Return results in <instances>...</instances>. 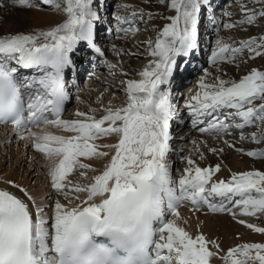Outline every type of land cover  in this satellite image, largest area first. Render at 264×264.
Listing matches in <instances>:
<instances>
[{"label": "snow or ice", "instance_id": "1", "mask_svg": "<svg viewBox=\"0 0 264 264\" xmlns=\"http://www.w3.org/2000/svg\"><path fill=\"white\" fill-rule=\"evenodd\" d=\"M41 2L54 10L63 5L66 19L47 30L0 35V126L10 125L17 142L40 154L43 162L38 164L45 169L52 193L42 198L49 204H38L37 197L21 184L0 181L7 185L0 188V264H211L213 257L223 264H264V243H242L224 251L216 240L203 232L193 236L177 222L181 219L178 209L184 204L194 211L206 207L228 213L233 219H258L264 215V170L213 179L220 164L201 167L188 155L181 156L186 167L177 179L169 158L179 154L171 146L170 130L178 116L172 85L176 74L184 71L178 59L187 60L198 51L202 16L217 32L208 57L217 74L212 76L205 68L197 78V91L185 103L191 126L216 136L230 135L235 129L242 140L264 142V69L251 68L238 80L220 74L221 64L234 63L245 50L249 59L264 56V35L233 43L219 35L221 27L231 29L264 19V0H249L259 4V10L236 0L243 16L238 21L218 19L212 0H158L175 14L161 16L169 23L155 41L146 42L152 59L138 73L140 78L121 82L126 85L127 102L102 106L99 117L95 109L77 110L74 119L62 118L75 85L73 57L88 61L105 56L96 42L97 22L108 23L101 16L104 2ZM9 4L39 8L36 0H9ZM155 15L159 14L133 8L127 16L113 13L112 19L117 33H128L139 30L137 22ZM232 15L227 10L221 13L222 17ZM112 50L116 55L123 51L115 45ZM104 63L110 73L116 68L106 59ZM23 70L31 74L22 75ZM68 73L73 74L71 80ZM246 128L256 131L245 136ZM108 137H115V142L96 143ZM236 150L264 159V148ZM93 159L107 163L97 169L84 162ZM73 175L88 182H74ZM238 223L264 234V226L245 219Z\"/></svg>", "mask_w": 264, "mask_h": 264}, {"label": "bare ground", "instance_id": "2", "mask_svg": "<svg viewBox=\"0 0 264 264\" xmlns=\"http://www.w3.org/2000/svg\"><path fill=\"white\" fill-rule=\"evenodd\" d=\"M217 2L218 0H212ZM42 5H44L41 0L38 1ZM104 2V10L106 9L107 3L109 2L108 0H103ZM215 2H212L214 4ZM48 6V5H46ZM6 7V8H5ZM51 7V6H50ZM63 8V7H62ZM213 5V10H215ZM25 10H28L25 11ZM175 13H173L174 15ZM102 17H107L108 19V25L105 23L97 22V27H96V39H102L99 41V46L103 47V51L105 53L104 57H98L95 60H88V61H83L77 57H73L76 63V68H77V74L78 76L84 75L86 78V74H88L89 70L91 71L93 69L98 70V69H105L109 70L107 65L104 63V60L106 59V53L110 49L112 45H115L117 49H120L118 41H113L111 38L115 35V29H111V32L108 31V29L111 27L109 26L112 22V19H109L106 13L101 14ZM111 18V15H110ZM64 19H66V15L64 14L63 10H59L56 12H45L44 10L40 9H19V8H12L10 7L9 1L6 0H0V35H3L5 33H15V32H30L32 30H47L50 27L55 26L57 23L62 22ZM207 24L208 22L205 21ZM208 25V24H207ZM207 25H205L204 29H206ZM209 26V25H208ZM203 29V30H204ZM209 27L205 30L206 32L209 31ZM101 34H103L101 36ZM207 36V34H206ZM199 43V49L198 51H194L187 60L185 58H180L178 59V63H181L182 68L184 71L178 72L176 74L175 80L173 82L172 87H175L179 85L181 88L182 86L188 85V79L191 78L192 76L188 77L187 75L190 74L191 72L196 73L195 69H202V68H197V64L199 63L196 60H204L206 56V49L201 47V40H198ZM126 45V44H125ZM127 46V45H126ZM130 47H127V49ZM122 49V48H121ZM203 51H202V50ZM123 50V49H122ZM132 50V49H131ZM125 52V51H123ZM130 52V51H129ZM148 59H152L150 55L146 56ZM109 59L107 60L108 62L115 64L116 68L113 70V74L115 72L117 74H122V73H127V75H123L124 81H127L128 79H139L140 77L138 76V73L143 70L145 66L142 67L137 73H133L134 65L136 63V59L128 58L127 60L125 59V64L117 63L118 60L116 59L115 54L112 55ZM111 60V61H110ZM115 60V61H113ZM124 63V62H123ZM102 64V65H101ZM91 66V68H89ZM85 73V74H84ZM111 73V74H112ZM27 75L31 74L30 71L28 70L26 72ZM242 74V73H241ZM92 80L86 84V81H89V78L87 77L86 81H84V85L86 89H90V94L93 100H91V97H88L87 93L88 92H82L81 90H73V95L71 101H76V105L79 109H70V105L65 109V112L63 114V119H74L77 118L75 117L74 113L77 110L88 112L89 109H95V115L97 117L101 116L103 114L102 112V106L104 103L107 102V100L103 99V90L104 89H96L93 85H90L91 82L94 81H100V84H106V80L100 79L96 77V75L91 74ZM245 75L244 73L242 76ZM240 76H237L236 79L238 80ZM83 79L85 80V78ZM188 77V78H187ZM185 80V81H184ZM182 83V84H181ZM111 87V92L108 94L109 96H112L115 94V91L118 89L116 84L117 83H109ZM185 84V85H183ZM90 85V86H89ZM82 87V88H83ZM122 87H126L125 84H122ZM84 88V89H85ZM184 89V87L182 88ZM186 90V89H185ZM182 92V91H181ZM125 93V90H124ZM178 95V91L176 92ZM185 95V94H184ZM79 97V99H77ZM120 97V94H119ZM122 99H124L125 96H121ZM127 97V96H126ZM181 97V96H180ZM183 97V94H182ZM176 98L173 99L176 100ZM96 100H100L101 105H94V102ZM102 102V103H101ZM182 104V110L181 112H184L187 109L185 108V102ZM71 104V103H70ZM75 105V107H76ZM81 105V106H80ZM85 105V106H84ZM121 105V104H120ZM119 105V106H120ZM124 105V104H123ZM84 108H83V107ZM179 112V108H178ZM182 115V113H178V116ZM178 119V118H176ZM183 124H175V121L173 123L171 122V134L173 136V140L171 141V146L175 150V148L178 147V149L183 150V146L179 147L178 145L180 144V139H190V142H188L186 145H192V141L195 140L198 143L201 144V136L200 134H194L197 132L195 128L187 127L186 129H183L182 127ZM250 129V128H246ZM245 129V130H246ZM254 129V128H253ZM37 129H34L36 131ZM52 132H56L58 134H64V135H69V133H63L59 132V130L55 128H50L49 129ZM235 129H233L234 131ZM256 130V129H255ZM181 132V135L177 134V132ZM195 131V132H194ZM237 131V130H235ZM252 130L251 132H253ZM199 132V131H198ZM232 132V131H231ZM239 132V131H238ZM248 135V134H247ZM183 137V138H182ZM211 137H216V135H211ZM217 138V137H216ZM8 140H11V143H7ZM116 140L115 137H108L99 141H96V143L102 144V143H114ZM204 140V139H203ZM178 143V144H177ZM185 144V143H183ZM182 144V145H183ZM231 144V151L229 153V156L226 155L225 152H219V148L217 149V152H203V158L201 157H195L193 158L196 163L201 166V167H208V166H215L218 163V157H222V162H221V169L218 173H215L213 176V179H228L231 175L232 172H242L246 171L248 169H242L239 170L238 166H240L243 163V160L238 157V152L235 151L233 148L236 146ZM228 144V145H229ZM211 148V149H212ZM170 160L172 161L173 164V175L174 178H179V175L181 174L179 170V167L177 165L178 158L174 159L173 155H171ZM41 160V156L39 153L35 152L32 150L30 147L25 148L24 147V142H17L16 139L14 138L13 133L11 132V127L9 126H0V181L3 179H8V180H13L19 184H21L23 187L27 188L31 193H33L37 197V203H43L45 205L49 204V200H42V198L49 193H52V189L49 187V179L48 177L44 174L45 169L41 168L38 164V161ZM41 162V161H40ZM84 162L86 163H91L95 168L97 169H102L104 164L107 163L106 159H93L91 161L85 160ZM35 169V171H33ZM78 182H80L78 180ZM7 187L4 183L0 182V188ZM10 191H16L14 188H10ZM53 199H56L55 195L52 197ZM180 213L181 219L178 220L177 222L180 224V226L184 227L186 231H188L190 234L193 236L197 235L200 232H203L206 236H211L214 233H217L218 235H224L226 238L230 240H234V242L237 244L238 241L235 238L237 233L244 232L248 229L246 226L241 225L238 223V219H244L243 217H238L237 219L229 220L226 217V214L223 213H214L209 211L206 207L201 208L198 211H194L191 209V205L189 204H184L178 209ZM45 212H48V209H45ZM206 212H209V214H206ZM224 219V222L220 223V220ZM262 219L264 222V215H262ZM184 221H187L186 223ZM250 222V221H249ZM254 223V222H253ZM257 224V223H255ZM261 226L260 224H257ZM264 226V225H262ZM222 232V233H221ZM220 237V236H219ZM218 243V241H217ZM231 243V244H232ZM227 244V243H226ZM220 245V244H219ZM221 247V246H220ZM209 248L211 249L212 246L209 245ZM223 249V247H221ZM214 250V249H213ZM223 255V252L221 253ZM219 258L213 257L211 259V264H219Z\"/></svg>", "mask_w": 264, "mask_h": 264}, {"label": "rangeland", "instance_id": "3", "mask_svg": "<svg viewBox=\"0 0 264 264\" xmlns=\"http://www.w3.org/2000/svg\"><path fill=\"white\" fill-rule=\"evenodd\" d=\"M6 1H9V0H6ZM38 1L39 0H36V3L39 4L38 9H40V10H44L45 12L59 11V10H54L50 6L42 5ZM108 1H109L107 3L108 7H106L104 12H101V14L106 13L107 15H109L108 16L109 19H112L113 13H115L116 15H120V16H127L133 8L143 9L146 13L152 12L154 14H159V15H155V17L151 20H149L146 16L145 22H137L136 27L139 29L138 31H132V32H128V33H123V32L117 33L116 32V22L113 19H112L113 23H111L109 25V26H111L110 27L111 29H113V30L115 29V33H114L115 35L111 38V40L118 41L120 49L122 48L123 51H125V52L122 51L120 53V55H116L113 52L112 46H111L110 49L106 53V60H109V59L112 60V58H110V57L114 54L116 56L115 60H118L117 63H121V64H125V59L126 60L128 58L136 59L137 61L134 65V69H133L134 72L133 73H137L140 69H142L143 66L146 67L148 65L149 60H151V59H148L146 57L149 55V45L146 42L149 40L155 41V39L158 35V32L160 30H162V28L165 24L169 23L168 20L161 18V16L166 17L168 15H173L174 12H170L167 9L166 5H164V6L160 5L158 3V0H108ZM212 2H215V1H212ZM241 2L247 3L248 7L250 9L259 10L261 7L259 4L249 3V0H241ZM118 4L119 5L127 4V5H131L132 7L127 8V9H125V8H119L118 9L116 7V5H118ZM213 5L216 8L214 10V14L216 15V17L218 19H223V20H227V21H238V20H241L243 18L239 7L236 6V0H218ZM62 7H63V5L61 6V9H62ZM34 9H37V8H34ZM225 10L233 13L234 15H232L231 17H222L221 13ZM25 11L28 12V10H25ZM110 15H111V18H110ZM205 21L206 20H205L204 16H202L201 22H200L199 39L201 40L202 49H203V47L206 49L205 50L206 56H205L203 62H202V60H196L199 62L197 64V68L200 67L202 69H199V70L195 69L196 73L191 72L190 74L187 75L188 77H190V76H192V77L188 79L189 80L188 85L182 86V88L184 87V89H182L179 85L172 87L173 99L177 97V99L174 101L172 100V102L176 106L177 109L179 108L178 113H182V115L180 114V116H177L178 119H174L173 121H176V123H177V120H182L183 121V123H182L183 129H186L187 127H191V117L189 116V114L186 110L184 112H181V110H182L181 105L184 104L183 102L186 103V100L189 97H191L192 95H194L195 92L197 91V83H196L197 78L203 74L202 70L205 68L208 69V71L212 74V76H215L217 74L216 66L213 64H210L208 62V57L211 54V50L215 45V40L217 38V32L213 26H210V25L208 26L207 25L208 23L206 24ZM106 25H108V24H106ZM205 25H207L206 29L208 27L210 28V29H208L209 31H207V32L205 31L206 29H204ZM206 34H207V36H206ZM102 35L103 34H101V36ZM219 35L221 37H223L229 43L238 42L241 40H247L250 37H259L261 35H264V19H258V22L254 23L252 25L242 24V25H237L236 27L231 28V29H224L221 27L220 31H219ZM101 40L102 39H99V37H98V39H96L97 44H99V41H101ZM235 46H239V45L236 44ZM127 47H130V48L127 49ZM101 48H103V47H101ZM249 55L250 54L247 52V50H245L243 53L237 55L234 63H223V64H221L220 65V68H221L220 74L223 76V78L224 79H229V78L236 79L237 76H240V75L242 76L243 73L247 74L249 72V70L251 68H254V67L257 69H264V56H258V57H255L254 59H249ZM115 60H113V61H115ZM179 60H180V58H179ZM237 65H239V66L237 67ZM89 68H91V66H89ZM88 72L89 73L86 74V78L88 77L89 81H86L87 79L83 75L79 79L80 84L84 83V81H86V84H88V82H90V80H92L91 74L96 75V77H98L100 79L106 80V82L108 81L106 84H100V81H94L93 80L90 84V85H93V82H94V86L96 89H98V88L104 89L103 90V96H104L103 99L107 100V102L104 103L103 107H107L109 105V103H111L114 106H119L120 104L123 105L127 102V97H126V94L124 93V87H122V83H121L122 81H124V77L122 74L120 75V74H117L116 72H115V74H113V73L111 74L109 72V70H105L103 68L98 69V70L94 69V71L92 69L91 71L89 70ZM223 73H227V75H223ZM83 77L85 78V80L83 79ZM208 79L211 80V76L208 77ZM111 82L117 83L116 86L118 89L115 91L114 95L108 97V94H110V92L112 91L111 87L109 86V85H111V84H109ZM183 85H185V84H183ZM83 86H85V85H83ZM85 87L81 88L82 92H88L87 93L88 97H91L92 94H90V89H88V88L86 89ZM177 91H178V95L176 93ZM119 94H120V97H119ZM182 94H183V97H182ZM121 96H125L124 99H122ZM90 99L93 100L92 97ZM76 103L77 102L74 101V99H73V101H71V104H70V109H79L77 107ZM75 105H76V107H75ZM94 105L95 106L101 105L100 100H96L94 102ZM252 130L256 131L255 128L254 129L250 128V129L244 130V135L248 136ZM231 131L232 132L230 135L224 134V135L216 136L217 138L211 137V135H209L207 133L201 134L198 131L197 132L194 131L195 132L194 134H197V135L200 134V136H201L202 142H201V144H197V145H194L193 143H192V145H186L188 142H190V139L186 140L182 137L183 139H180L181 142L178 146L179 147L183 146L182 147L183 151L180 152L179 150H181V149H178V147H177V148H175V150L179 154L173 155L174 159L178 158L177 165L179 167V171L181 172V174L183 172L184 167H186V163L182 162L181 156L191 155L192 158L200 157L199 153H203V152H207V151L213 153L212 151H209V149H211L212 147L219 148L220 153L225 152L226 155L229 156V153L231 151V147L228 144H226L225 141H228L229 143H232L233 145H235L236 147L233 148L235 151H237L236 149H238V148H242L244 150L264 148V142H262L260 144H256V143H254L248 139L242 140L240 138V131L239 130H237V131L231 130ZM177 134L181 135V132L179 131V132H177ZM183 143H185V144H183ZM197 146L199 147V152L196 151ZM237 155H238V157H240L243 160V163L240 166H238L239 170H242V169H248L246 171L253 170V169L264 170V159L252 158V157H249L246 154H243L241 152H238ZM217 160H218V163L221 164L222 157L219 156ZM40 161L43 162L42 158ZM92 175H93L92 172L88 173L89 177H91ZM72 179L74 182H78V180L80 181V183H87L88 182L85 180H80V178L76 175H73ZM206 214H209V212H206ZM223 214H226V217L229 220H233V217L230 214H228V213H223ZM243 218L245 220H247L248 222L249 221L251 223L254 222V223L260 224L261 226L264 225L262 216H260L258 219L256 217H243ZM221 221L223 223L224 219H221L220 223H221ZM207 237L210 239L218 241L220 246L223 247L224 251H226L228 248L233 247L237 244L264 243V234L254 232L253 230H247L244 232L237 233V235L235 237L238 241L237 244L232 243V242H234V240H230V239L226 238L223 234L218 235L217 233H214L211 236L208 235ZM219 264H223V261L219 260Z\"/></svg>", "mask_w": 264, "mask_h": 264}]
</instances>
